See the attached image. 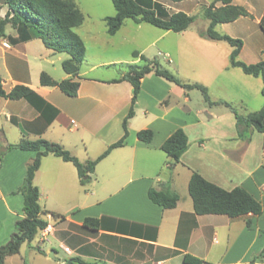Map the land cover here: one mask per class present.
Returning <instances> with one entry per match:
<instances>
[{"label":"crops","instance_id":"crops-1","mask_svg":"<svg viewBox=\"0 0 264 264\" xmlns=\"http://www.w3.org/2000/svg\"><path fill=\"white\" fill-rule=\"evenodd\" d=\"M157 1L169 13L196 14L204 5L201 0ZM76 3L85 15L76 32L86 44L84 60L88 65L83 71V61L74 77L80 82L76 96L40 82L43 71L57 80L70 78L62 65L71 57L69 53L48 48L38 37L16 41L19 32L12 26H7L6 36H0L4 89L10 91L17 84H25L36 93L17 100L0 97V147L5 148L0 150V245L10 240L17 230V220L24 216V196L19 189L36 156L32 150L7 148L11 144L7 134L14 127L20 131L15 143L22 138H46L62 144L82 162L93 160L124 135V119L134 96L132 83L121 79L128 66L143 65L141 55L157 59L163 66L160 55L174 54L180 59L191 49L187 47L190 43L197 45V52L191 56L207 59L208 68L204 78L194 82L175 74L181 81H198L208 88L213 102L227 101L241 114L253 112L247 107L255 90L262 92L260 76L246 74L231 65V45L227 48L219 43L221 40L199 33L188 36L192 24L175 36L172 30L161 28L152 35L148 22L137 23L128 18L115 34H109L105 18L115 15L116 8L111 15L101 17L104 25L100 32L95 26L86 25L88 16L77 0ZM233 3L245 7L250 15L219 23L216 29L249 18L264 21V0ZM240 37L244 41L240 60L255 63L264 59L257 56V47L250 48ZM221 49L226 62L220 61ZM135 51L139 56H134ZM194 89L154 71L142 77L126 143L98 162L87 184L81 183L74 163L54 154L42 157L34 177L40 190L39 202L43 209L61 215H42L49 225L39 231L40 242L56 246L51 251L43 248L45 257L53 258L49 254L54 252V259L62 264H70L69 259L71 264L79 263L73 261L76 257L92 264H192L184 260L185 254H191L203 259L202 264H264V256L254 261L264 249V212L236 218L197 214L188 188L193 171H198L226 189L245 187L264 205V133L257 130L261 134L256 137L260 140L258 146L253 145L255 131L249 142L241 139L235 113L223 103L210 105L205 101L196 107L192 104ZM180 127L187 133L190 146L171 169L170 157L161 145ZM147 128L154 131L150 142L137 135ZM252 155L257 161L254 166L249 161ZM167 182L180 195L172 208L156 204L149 197L151 187L160 189ZM87 217L98 218L100 226H86ZM20 253L21 249L8 256L5 264H15Z\"/></svg>","mask_w":264,"mask_h":264},{"label":"trees","instance_id":"trees-1","mask_svg":"<svg viewBox=\"0 0 264 264\" xmlns=\"http://www.w3.org/2000/svg\"><path fill=\"white\" fill-rule=\"evenodd\" d=\"M8 6L5 17L0 14V36H6V28L10 24L19 32V38L15 40H27L32 37L42 39L44 44L56 52H67L70 58L63 61L64 70L71 75L70 78L57 80L43 71L40 76L42 85L58 86L65 94L76 96L80 88V82L74 80L78 75L80 65L86 56V44L76 27L83 24L85 15L80 9L76 0H1ZM116 8V14L105 18L107 31L115 34L124 21L128 18L137 23L148 22L164 30L181 32L186 30L195 20L197 14H188L184 11L169 13L167 7L157 0H112ZM179 2L182 0H171ZM217 3L220 5L217 6ZM250 15L249 11L240 5L233 3V0H213L212 4L203 11V16L209 19L210 23L205 30L200 32L202 37L213 40H225L233 50L230 62L233 67H240L246 74L260 76L263 81L262 94L264 95V60L247 63L239 59L240 51L244 45L241 38L232 37L216 30L219 23L231 22L240 16ZM135 51L134 56H139ZM143 65H129L122 76V80H128L134 86V96L127 116L124 119V135L118 141L112 143L108 148L93 160L82 162L76 155L65 148L62 144L46 138L29 139L22 138L18 143H11L8 149L19 148L36 152L33 161L27 167L24 182L19 191L24 196V216L16 222V232L10 240L0 245V264H5L8 256L19 253L25 242H31L38 235L39 231L46 229L48 221L42 217L43 214L51 213L54 217L60 218L59 213L48 211L42 208L39 198V187L34 183L36 171L39 169L42 157L54 154L66 161L74 163L82 184L92 180V173L100 160L105 158L114 148L123 146L129 135V120L135 114V103L140 92L141 79L147 73L154 71L157 75L163 76L187 89L198 88L204 94L205 100L210 105L223 103L236 115L238 136L249 142L254 129L264 133V105L260 110L241 114L238 109L227 101L213 102L210 99L208 88L201 83H184L171 70L163 67L157 59H149L141 55ZM117 81V80H114ZM36 93L25 85L17 84L10 91L3 86V78L0 74V97L12 100L30 98ZM138 137L146 142L152 141L154 131L151 128L142 129L137 133ZM190 146L189 138L183 128L176 129L161 145L170 157L169 167L174 168L180 161L181 156ZM189 193L193 199L194 209L197 214H226L236 218L246 214L261 215L264 212L263 203L258 200L243 186H236L226 189L219 184L205 178L198 171H193L189 181ZM150 199L165 208H172L177 205L180 195L167 182L158 189H149ZM86 226L98 228L100 220L95 217H87L84 221ZM248 226L251 223L248 222ZM42 253L44 251L39 249ZM264 256V249L254 258V261ZM185 262L202 264L203 259L185 254ZM73 261L80 264H92L76 257ZM24 264H29L26 260ZM253 264V263H252Z\"/></svg>","mask_w":264,"mask_h":264},{"label":"rangeland","instance_id":"rangeland-1","mask_svg":"<svg viewBox=\"0 0 264 264\" xmlns=\"http://www.w3.org/2000/svg\"><path fill=\"white\" fill-rule=\"evenodd\" d=\"M80 4V6L84 9L85 14H87V26L92 25L95 26L96 29H98L100 32L103 28V22H101V17L104 15H111L110 13L115 11V6L112 0H77ZM164 1V0H162ZM202 4L195 13L197 14V19L195 20L194 23H192L188 36H193L195 33H199L202 30H205L210 21L209 19L205 18L203 16V11L206 7L210 6L212 2H209L208 0H201ZM187 5V3L183 4V6ZM8 11V6L5 5L1 0H0V14L2 17H5L6 12ZM149 26L152 27V35H155L158 31H162L159 27L148 24ZM10 27V25H8ZM220 33H226L229 32V34H238L240 36H243L245 40L247 41L248 45L250 48L257 47V56H261L264 58V21L260 23L259 21H256L252 18H249L248 20H240L239 22L230 24V26H219L216 29ZM106 32V31H105ZM173 36L176 35V32H171ZM201 35V34H200ZM232 37H235L231 35ZM243 39L242 37H240ZM257 42L254 44V41ZM221 45H225L227 48L230 47V44L225 41L221 40L219 41ZM189 49L188 53H191L190 55L186 53L185 57L176 58L174 54H169V57L166 56V53H163V55H160L158 58L161 60V63L163 66L169 70H171L174 74H176L178 77H181L183 80L186 81V78H191L192 82L194 80H200L204 78V71L208 68V60L203 59L202 57H195L191 56L192 53H196L195 47H197L196 44L190 43V45H187ZM198 48L200 49L201 46L199 45ZM225 51L224 49L220 50V61L225 62L228 61V59H225ZM169 58L172 59V62H169ZM229 58V55H228ZM86 59V58H85ZM230 60V59H229ZM264 60V59H263ZM0 67H1V72L4 74V67L2 64V60L0 59ZM126 66L123 65V68ZM88 68V65L86 64V61L84 60V64L82 66V70L85 71ZM240 72L243 73V71L240 69ZM260 81H262L261 78H259ZM198 82V81H196ZM262 83V82H261ZM261 88V87H260ZM192 104L195 105L196 107H199L204 103L206 100L204 98V94L200 89L195 88L192 91ZM210 94V93H209ZM264 105V95L262 94L261 90L256 92L255 90V97L254 99L249 103V108L250 111H257L260 110ZM244 112V111H243ZM13 131H8L7 134V142L9 143H15L18 141V135L20 134V131L18 128H13ZM255 131V137L253 141V145L258 146V138L256 137H261L260 133L254 129ZM260 141V140H259ZM5 143V142H4ZM252 145V146H253ZM252 146L250 150L252 149ZM256 146V147H257ZM254 147V146H253ZM5 148L2 146L0 147L1 151H5ZM6 152L2 153V156H5ZM248 154V153H247ZM255 155H252V157L249 158L250 165L254 166L255 163L257 162ZM168 170H166L167 172ZM51 237L47 236V239H50ZM41 237L40 235H37L32 242H25L22 245L21 248V253L16 256L15 259L16 262L15 264H23V261H27L29 264H62L59 260L54 259V258H47L45 257L39 249H47L51 251V249H56V246H52L50 242L44 241L40 242ZM71 261L70 259L68 260ZM13 264V263H9ZM79 264V263H76Z\"/></svg>","mask_w":264,"mask_h":264},{"label":"water","instance_id":"water-1","mask_svg":"<svg viewBox=\"0 0 264 264\" xmlns=\"http://www.w3.org/2000/svg\"><path fill=\"white\" fill-rule=\"evenodd\" d=\"M49 256L50 257H53V258H55L56 256L54 255V252H51L50 254H49ZM69 263L71 264L72 263V261H69Z\"/></svg>","mask_w":264,"mask_h":264}]
</instances>
